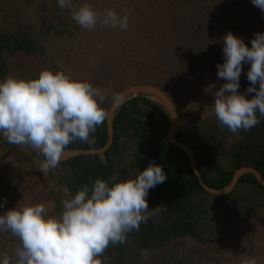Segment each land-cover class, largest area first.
<instances>
[{
  "label": "rangeland",
  "instance_id": "rangeland-1",
  "mask_svg": "<svg viewBox=\"0 0 264 264\" xmlns=\"http://www.w3.org/2000/svg\"><path fill=\"white\" fill-rule=\"evenodd\" d=\"M85 2L91 3L101 14L108 8L121 15L127 11L128 29L102 27L99 23L91 31L81 28L72 19L70 10L58 6V0H0V33H27L41 48L31 56L20 51L7 55L3 51V61L14 69L11 75L16 74L18 66L28 70L20 75L24 77H35L44 68L63 69L104 91L107 97L104 104L126 86L153 84L174 104L178 115L176 130L194 136V150L197 139L205 143L207 136H218L217 131L224 129V150L234 144L262 140L257 125L236 133L221 127L213 106V92L225 82L217 76V65L224 61L225 34L231 31L250 47L255 34L264 32V12L255 7L252 0H73L77 7ZM249 68L250 62L244 63L240 76L239 91L245 94L249 84L242 78ZM244 85L247 87L243 88ZM135 106L153 112L140 100ZM155 116L158 118L157 114ZM257 118L264 123V116L257 113ZM124 140L121 137V141ZM134 141L132 137L131 150ZM250 153L253 155L255 151ZM218 155L216 162L225 168L230 166L221 150ZM121 156V163L127 166L125 172H130V163L135 159L133 153L125 151ZM1 166L0 173L5 175L0 174V179L3 178L0 180L3 186L0 214L18 202L44 203L52 214H59L62 201L70 198L67 189L61 187L55 177L60 173L70 175L60 166L54 168L53 175L48 171L53 192L57 190L53 196L56 200L50 204L34 189L37 175L33 173L31 182L21 177L18 181L13 178L15 171ZM86 181L90 187L94 183L88 176ZM236 189L245 192L244 198L234 199L231 190L229 195L218 196V201L211 202L210 207L218 210L219 217L211 222L209 230H198L200 234L179 233L166 241L155 242L156 247L151 241L135 238L138 231L133 230L127 242L121 245L123 249H116V244L109 245L101 257L103 264H114L115 257L127 264H145L141 258L144 249L150 257L146 264H240L245 256L255 257L257 264H264V193L255 190L251 193L248 184H239ZM58 200V206H54ZM148 220L153 228L164 226V212L154 213ZM18 243L10 233L0 232V256L11 253Z\"/></svg>",
  "mask_w": 264,
  "mask_h": 264
},
{
  "label": "clouds",
  "instance_id": "clouds-1",
  "mask_svg": "<svg viewBox=\"0 0 264 264\" xmlns=\"http://www.w3.org/2000/svg\"><path fill=\"white\" fill-rule=\"evenodd\" d=\"M252 3L264 12V0ZM58 6L70 10L72 19L89 31L98 23L123 31L129 27L127 11L121 15L108 8L101 14L91 3L77 7L73 0H58ZM223 41L224 61L217 65V76L225 82L213 92L215 118L232 133L248 131L259 123L257 113L264 116V32L255 34L250 47L231 31ZM247 62L250 83L245 94L239 83ZM106 99L91 81L63 69L44 68L35 77L8 75L0 81V133L8 143L30 146L42 155L39 169L46 173L58 167L69 144L89 142L109 115ZM113 99L119 96L113 94ZM166 178L163 166L155 162L135 176L113 175L111 183L97 178L91 187L82 185L64 199L59 214L44 203L18 202L0 214V232L19 241L11 253L0 256V264H103L110 244L126 243L129 233L161 211L159 206L149 211L147 196ZM141 258L146 264L148 250L141 251ZM240 264H257V259L245 256Z\"/></svg>",
  "mask_w": 264,
  "mask_h": 264
},
{
  "label": "trees",
  "instance_id": "trees-1",
  "mask_svg": "<svg viewBox=\"0 0 264 264\" xmlns=\"http://www.w3.org/2000/svg\"><path fill=\"white\" fill-rule=\"evenodd\" d=\"M39 50L41 48L27 33L12 31L6 34L0 33V80L3 81L7 77V65L1 57L3 51L7 55L20 51L26 56H31ZM247 72L242 80L249 84ZM244 87L247 86L244 85ZM138 100L146 103L153 109V112H145L137 108L135 102ZM108 104L109 102L103 106L107 109ZM155 114L158 115V118ZM112 125V142L102 154H79L59 162V166L65 171H69L70 175L64 176L60 173L56 174L55 177L59 185L67 189L70 198L82 185H89L86 181L87 176L93 181L102 178L111 183L113 175H118V179H124L126 175H133V173L136 175L139 170L145 169L150 162H155L163 166L167 178L164 183L157 184L149 190L147 202L150 210L157 206L161 208L164 212L165 223L164 226L153 228L152 222L147 220V225L141 223L134 237L143 242L145 240L151 241L152 246L156 247L155 242L166 241L179 233L196 234L199 232L198 230L200 232L209 230L211 222L219 217L218 210L210 207V204L212 201H218L219 197L209 194L199 185L196 176L188 166L183 151L173 147L166 140L168 124L163 110L155 103L141 97L128 99L116 109ZM257 128L262 138L260 142L248 141L242 145L234 144L231 148H226L228 150L222 149L225 129L221 132L217 131L218 136H207L205 143H201L200 139H197L194 156L196 159L198 157L196 167L205 184L216 189L223 188L229 182L234 170L244 165L253 166L264 176V123L259 120ZM121 137H124L125 140L121 141ZM132 137L135 141L131 150ZM175 137L181 143L194 148L192 144L194 136L192 134L176 130ZM105 141L106 128L104 122L89 137V142L77 140L69 144L66 149L100 148ZM27 147L34 156H38L44 161L42 155L37 154L30 146ZM123 147H126V150H121ZM220 150L230 163L227 168L215 160V157L219 156L218 151ZM252 150L255 151L253 155L250 153ZM125 151L133 153L135 158L130 163V172L127 173L125 172L127 166L121 163V155ZM135 167L137 171L133 170ZM4 172L6 173V171ZM51 173L53 175V172ZM239 184H248L251 193L253 190L259 194L264 193V186L258 183L251 174H243L238 178L234 189L230 192V194H234V199L245 196L244 191H237L236 188ZM220 198L224 199V197ZM251 198L252 196L249 197L250 201ZM185 219L186 221H184ZM121 245L123 244H116V249H123ZM120 252L122 253L121 250ZM120 263L127 264L125 260L119 261V258L115 257L114 264Z\"/></svg>",
  "mask_w": 264,
  "mask_h": 264
},
{
  "label": "water",
  "instance_id": "water-1",
  "mask_svg": "<svg viewBox=\"0 0 264 264\" xmlns=\"http://www.w3.org/2000/svg\"><path fill=\"white\" fill-rule=\"evenodd\" d=\"M116 94L119 96V99H112L107 107V111L109 115L105 120V128H106L105 143L100 148L66 149L61 156L60 162L79 154H102L110 146L112 142V136H113L112 120L118 106L121 103H123L125 100L141 97L161 107V109L166 115L167 124H168V129L166 132V140L173 147H176L179 150L183 151V153L187 158V162L190 170L196 176L199 185L206 192L214 196H221L228 194L233 189L238 178L243 174H251L258 183L264 186V176L253 166L244 165L234 170L229 182L223 188L216 189L209 187L207 184L204 183L197 170L196 159L191 147L184 143H181L175 137V131L178 125V115L174 104L172 103L171 99L166 95V93L162 89H160L159 87L153 84L138 83V84L126 86Z\"/></svg>",
  "mask_w": 264,
  "mask_h": 264
},
{
  "label": "crops",
  "instance_id": "crops-1",
  "mask_svg": "<svg viewBox=\"0 0 264 264\" xmlns=\"http://www.w3.org/2000/svg\"><path fill=\"white\" fill-rule=\"evenodd\" d=\"M12 71L14 72V69L8 64L6 76L11 75ZM27 71L28 70H26V67L18 66L17 70H15L16 73L15 75L20 76L23 75L24 73H27ZM32 76H28V77H32ZM42 163L43 160H41L38 156H34L32 152L28 149L27 145L10 144L3 137V134L0 133V167H2L1 165L3 164L5 165L3 166L5 167V170L11 168L13 171H15L14 176L16 177H13L15 178V180H18L19 177H21L22 179L25 180L30 179L31 182L33 173L34 175H37L35 176L37 180L34 184V189L41 196H45L43 197L44 201L45 202L47 201L50 204L56 200L53 199V196L57 194V190L53 192L54 186L51 184L50 178L48 177L49 175L48 171L54 172V169H50L46 173H44L41 169H39ZM37 171H40V173L38 174ZM3 183L4 182H2L1 184ZM0 188H1L0 190H3V186H0ZM58 203L59 200L55 202L54 206H58L57 205Z\"/></svg>",
  "mask_w": 264,
  "mask_h": 264
},
{
  "label": "flooded vegetation",
  "instance_id": "flooded-vegetation-1",
  "mask_svg": "<svg viewBox=\"0 0 264 264\" xmlns=\"http://www.w3.org/2000/svg\"><path fill=\"white\" fill-rule=\"evenodd\" d=\"M191 147V146H190ZM191 149H192V151H193V153H194V148L193 147H191Z\"/></svg>",
  "mask_w": 264,
  "mask_h": 264
}]
</instances>
